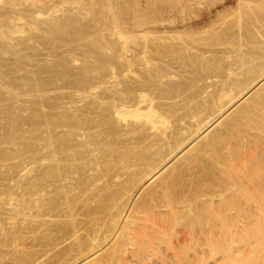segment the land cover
Segmentation results:
<instances>
[{
	"label": "bare ground",
	"instance_id": "obj_1",
	"mask_svg": "<svg viewBox=\"0 0 264 264\" xmlns=\"http://www.w3.org/2000/svg\"><path fill=\"white\" fill-rule=\"evenodd\" d=\"M109 2L108 5L112 6ZM224 2L228 3L229 8H223V11H220L223 12L221 15L211 20L203 30L196 31L197 38L188 36L187 40L180 41L177 45L178 48L174 46L177 49L176 54H178L177 57L175 56L176 58L178 56L181 58L180 55L183 52L185 53L186 50L192 52L202 50L206 54L207 52L211 54L221 53L222 57L225 56L222 61L227 58L232 61L226 60L231 62L228 66V62H224L227 63V68H225L226 70L223 69L225 72L222 73L220 72L222 69L219 70L220 65L216 66L218 68H215V72L218 73L213 72L215 75H211H213L212 79H217L212 81L210 85L204 86L199 95L197 94V97L203 100L198 99V102H195L197 99L194 98L195 100L191 101L195 104L190 102L186 108H183L184 115L176 120L178 122L176 126H181L180 123L188 125L190 121L185 122V119L188 118L193 121L199 120V123L191 133L183 127H181V132H177L180 128L175 129L174 132L171 131L170 133L173 132L174 135L176 132L178 137L173 138L169 135L170 138H173L171 139L173 146H171V149L168 148L170 151L167 153L164 151L165 155L159 156L164 152H162L163 149H158V146L162 147L161 144L168 142L169 139L166 140L167 142L165 141V138L168 137L166 132L171 127L170 123H173V117L177 115L172 112L171 115H168L170 113L168 109H171L168 107L167 110L165 109L168 112L167 114H163L165 112L157 113L152 102L147 100L150 99L147 88L152 89L154 87L153 89H155L160 83L162 84L165 78L173 77L174 73L170 71L167 74L162 75L159 73L153 77L147 74L149 79L144 78L147 81L145 85L143 83L146 88L136 89L138 91H135L134 98H122L116 103L109 99L112 104L109 103L110 106L105 107V111H102L103 113L100 116L94 114L95 112L91 108L80 110L76 109L77 106H74V108L72 105L65 104L61 109L63 112L59 114L57 106L53 107L54 113L51 115L49 126L50 142L48 143H50V184L53 186L50 185L52 187L50 193H53L52 195L55 198L50 195L52 196L50 197L52 198L50 199V208L56 213H64L66 217L71 215L70 217L73 219L74 203L83 202L84 197H81L91 193L87 188L85 189V186L82 187L83 189L80 188L84 185V182H90L82 179L84 177L83 171L86 168L90 169L93 166L99 168V166H102L104 171L108 172H103L104 175L109 174L110 176L108 183L107 179L103 182L109 184L111 189L114 186L112 184L114 181L120 183V190L117 191L116 189L115 191L117 192L118 201L116 203L111 201L112 204L110 203V223L106 225V221V224H96L94 219V223L90 219L92 223L91 226L88 223V229L91 228V231L87 232L90 239L87 248L89 251L86 249V253L81 252L85 254L80 255L81 257L78 256L79 259L77 261L76 258L77 262L74 264H97L101 260L102 256L100 254L103 252L106 254L109 252V256H106V254L105 256L110 260L113 259L116 264H226L231 261L233 255L242 252L241 250L236 251L238 248H235V243H241V239L246 234L245 231L248 230L250 233L253 231L251 229H255L259 223L261 224L262 218H264V0H146L147 5H150V7L160 5L159 13L154 20H151L152 17L150 16L148 23L140 26L136 32L142 36L144 35V37L147 36V39L156 40L161 34L169 35V33L174 32V29H184L185 26L196 20L197 12H203L206 14V18H210V11ZM117 34L120 35V33ZM121 35L124 36L122 33ZM130 35L128 36L129 39L127 38L128 40L126 37L121 36L122 38H120H124V41L120 40L122 41L121 44L114 47L117 48L115 53L117 60H122V58L125 60V56L130 52L128 47L130 48L129 45L131 43L133 45L135 42L133 37L130 40ZM164 38L165 36H161L159 40L166 41L170 37ZM224 40L226 41L224 42ZM156 42L161 41L157 39ZM161 43L164 45L165 42ZM203 47L205 51H203ZM148 48L152 47L149 46ZM167 49L165 47V51ZM133 51L135 52L136 49ZM142 51H145V49ZM141 52L139 54H142ZM171 54L169 53V55ZM133 56L136 58V54ZM216 56L219 55L216 54ZM175 57H171V59L174 60ZM160 60H162V57ZM218 61L216 59L215 62ZM220 62L218 63L221 64ZM130 66L126 71L127 73L131 71ZM209 67L208 69H210ZM121 69L123 70L122 66ZM218 77H220V81ZM145 103L148 104L144 112L141 105ZM191 104H194V106L192 107ZM75 110L82 111L80 112L82 115L80 113V115L76 114ZM173 126L175 125L173 124ZM173 126L170 130L173 129ZM134 134L138 136L133 137ZM155 148L160 150L159 154H156ZM91 173L95 175L93 171ZM100 173L99 175H101ZM97 177H94L97 181L94 180L93 184L101 186L102 181ZM104 178H108V176H104ZM210 184H213V187ZM179 185H182L185 190H181L182 194L178 190L180 196L174 195L176 197H173L172 192ZM188 185L191 187H188ZM195 185L208 186L211 189L204 188L205 191H202L203 189L200 191L201 188L199 187L200 189L194 190L195 187L193 186ZM92 187L95 188L93 185ZM78 188L82 191L85 189L84 191H88V193L85 192L82 195L84 192H81L79 193L81 195H77L76 191L80 192ZM91 189L94 192L96 191L93 188ZM111 189H108L107 185V191ZM73 191L76 196H81V201L73 200L70 196V193L74 194ZM94 192H92L93 196H87L93 198ZM101 192H99L100 194L97 193V198L98 195H102L103 192ZM108 193L106 192V194ZM112 193L115 194L111 192V197L113 196ZM87 196H85L86 200ZM59 201L62 204L58 203ZM87 202L85 201V203ZM242 202L243 205H246V208L244 209L245 206H241L240 209L244 210L235 211V213L233 212L234 216H229L231 210L228 209L237 210L239 206L237 209L232 206L235 204L242 205ZM88 204H86V207ZM82 207L84 209L85 205H81V209ZM75 210L74 212H76ZM77 211L79 210L77 209ZM52 214L51 216L54 218ZM192 214H200L199 216H193L195 217L193 220L197 219V222L192 228L197 233L195 232V234L192 231L193 229L190 230L191 227L188 226L190 229H186L190 231L182 228L183 231L176 232L174 238L177 243H183L185 247L187 245L185 255L183 256L178 252L176 246L177 249L175 248L174 251L169 250V252H167L168 249L166 250L167 247H164L166 252L163 253L161 247L165 243L164 241L162 244L164 236L166 234L173 235V233L167 232L168 229L171 230L173 225L175 227V224L180 223ZM75 218L76 216H74ZM185 220L188 221V219ZM189 221L192 222L191 219ZM193 222L195 223V221ZM259 227L261 226L259 225ZM102 231L105 234L104 237ZM100 232L102 241L98 239ZM242 232L244 234L241 236ZM73 233L72 237H77L76 232ZM91 233L93 235L90 238ZM198 233L199 235H197ZM232 233L236 234V238L239 236L237 233H240L241 239H237L238 243L233 241L234 237V239H230L233 236ZM251 233L253 234V232ZM260 240H257L260 241V244L258 242L257 245L255 244L257 241L250 242V244L247 240L249 246L246 248V254H244L246 255L245 260H247H244L245 264H264V237ZM172 246H170L171 249ZM80 247L82 248V246ZM232 250L236 253H232ZM109 262L112 263V260L107 263Z\"/></svg>",
	"mask_w": 264,
	"mask_h": 264
},
{
	"label": "rangeland",
	"instance_id": "obj_2",
	"mask_svg": "<svg viewBox=\"0 0 264 264\" xmlns=\"http://www.w3.org/2000/svg\"><path fill=\"white\" fill-rule=\"evenodd\" d=\"M108 1H110L109 4L112 6L108 5ZM146 5V0H141V2L140 0H0V264L76 263L79 259L77 257L85 254L88 248L90 240L88 233L91 231V228H89L90 230L88 229V225L90 224L91 226L92 223L90 221L94 219L96 224H106L107 221L106 225H108L111 221V217L109 216L111 215L109 214L110 203L112 204V202L116 203V201H118L116 197L117 192L115 191L116 189L117 191L120 190V183L114 181L112 183L114 186L111 189L109 184L103 182L107 179L106 181L108 183L110 176L109 174L104 175L103 173L108 172L104 171L102 166H99L100 169L93 166L90 168L91 170L86 168L83 171L84 177L82 178V174L81 178L83 181L88 180L90 182H84V185L80 188H84L85 186V189L87 188L91 193L94 192L91 188L96 190L94 192L96 195L93 197L94 200L92 197H89L93 196V193L92 195L91 193L84 195L86 191H84L85 189L82 191L83 188L81 190L78 188L80 192H77V189V191L74 190L78 193L77 195H81L79 193L84 192L82 194L84 196L82 197L76 196L74 191V194L70 193L73 200L79 201L84 197L82 200L83 202L79 204L74 203L73 214L76 216L75 219L73 214L72 219L70 217L71 215L66 217L64 213H56V211L50 208V199H52L50 197L53 196L50 190L53 186L50 184V143L48 142H50L49 126L51 115L54 113V106H57L56 108H58L59 114L63 112L61 109L63 105L65 106L66 104L72 105L73 107L77 106L76 109L78 108L80 110L91 108L92 111L95 112L94 114L100 116L105 111V107H109V103L112 104L111 101L116 103L122 98H134L136 89L146 88L144 85L147 80L145 79H149V76L153 77L159 73L163 75L170 71L174 73L173 77L169 76V78H165L162 84L160 83L155 89H153L154 87H152V89L147 88L149 90L148 96L150 97V99L147 100L152 102L153 108L157 113L165 112L163 114H167L170 112L168 115L176 113V117L172 116L173 123H170L172 127L173 124L176 126L178 123L176 120L184 115L183 108H186L187 104L189 105L190 102L194 103L191 100L197 99L195 102H198L199 97L197 96L204 89V86L210 85L212 81L217 79H212L213 75L218 73L215 72V68H218L216 66L220 65L219 70L221 68L222 70H220V72L222 73L225 72L223 69L231 64L230 61L232 60H230V58L222 61L225 56L222 57L221 53H216L219 55L217 57L216 54L213 53H203L201 49H199L201 50L199 52L186 50L185 53L183 52L184 55L183 53L180 55L182 56L181 58L179 56L176 58L178 55L176 54V48H178L177 45L180 41L187 40L188 36H190V38H197L195 32L203 30L211 20L221 15L223 12L220 11H223V8L228 9V3L224 2L213 8L209 13L211 14L210 18H206V14L203 12H197L198 14H196L198 16L196 20L188 24V26H185L184 29H174V32L169 33V35H159L157 39L158 41L165 42L164 45L161 42H156L157 39H147V36L144 37V35L142 36L136 32V30H139L140 26L148 23L149 18L152 17L151 20H154L159 13L158 10L160 9V5L158 7H150V5H147L149 6L147 7ZM217 12H219V14H217ZM34 14L36 15L34 16ZM116 32L120 33V35L121 33L124 34V36H121L126 37V39H129L128 36L132 33L130 35V40L134 38L135 44L133 43L132 45L131 43L129 45L130 48L128 47V49H130L128 54L130 56L132 54L131 58H129L130 56L127 54L125 60L124 58H122V60H117L115 54L117 48L114 47L117 46V44L119 46L121 42L124 41V38L121 39L122 37L120 35L118 36ZM161 36L170 38L166 41H162L159 40ZM225 41L226 40H224V42ZM136 44L137 46H135ZM149 46L152 48H148ZM137 47L142 49H138ZM165 47L169 50L167 49V51H165ZM172 48L174 49L173 51ZM134 49H136V53L133 51ZM144 49L145 51H142ZM202 49L205 51L204 47ZM98 50L99 52L102 51L99 53ZM137 50L140 51L138 52ZM140 52L142 54H139ZM168 52L171 55H169ZM134 54H136L137 59L133 56ZM144 54L146 55L142 56ZM169 56L172 58L176 57L172 60ZM202 56L208 57L205 58ZM161 57L162 60H160ZM216 59L217 61L219 60L218 62L221 60L220 63L222 65L215 62ZM228 59L230 60L229 62L226 61ZM203 60L206 65L203 63ZM225 61L228 62V64L226 63L227 66L224 63ZM211 62L214 63L212 64ZM131 63L133 64L131 65ZM185 63L186 65H184ZM208 64H210L209 66L211 67H209ZM129 66L131 73L126 72ZM207 66L211 70L208 69ZM199 68L201 73L199 72ZM213 72L215 73L213 74ZM122 74L124 75L122 76ZM218 80L220 81V77H218ZM109 99H111V101ZM201 99L202 98L199 100ZM75 103L78 104L75 105ZM147 104L148 103L141 105L144 112L147 109ZM194 104H191L192 107ZM167 107L171 108L168 109V112L166 111ZM70 110H72V108H70ZM75 111L76 114L82 112ZM80 114L82 115V113ZM187 120L191 122H188V125L180 123L181 126H173L172 130H170V127L166 132V136L168 134V137L165 138V141L169 139L168 142L166 141L167 143L161 144L164 148L159 147V145L158 149H163L162 152L166 151V153L170 151L169 149L173 146V141L171 139L177 136L176 132L175 135L173 134L175 129L178 130L180 128V130L176 131L181 132V127H183L185 129L187 128V131L191 133L194 128H197L199 120L193 121L188 118L185 119V122H187ZM171 131L173 132L170 133ZM189 133L186 134L188 135ZM136 135L134 134L132 136L134 137ZM169 135L173 138H170ZM156 149L157 148L154 149L156 154H159L160 150ZM166 153H161L162 155L160 154L159 156H163ZM156 156L158 157V155ZM87 169L88 171H86ZM91 171H93L95 175L91 173ZM99 172H101V175H99ZM91 174L94 176L92 177ZM104 176H108V178H104ZM94 177L100 178V181H102L100 184L101 186L93 184L94 180L97 181ZM91 184L95 186V188L92 187ZM50 185L52 187H50ZM86 185H91V188ZM107 185L108 189L114 190L107 191ZM210 185L213 187V184ZM96 186L97 189L99 187L98 191ZM179 186L172 192L173 197L177 195L179 197V191L180 194H182V191L185 190L182 185ZM201 186L202 185H195L193 187H195L194 190L201 188L200 191L202 189V191H205L204 188H208V186ZM188 187L191 186L188 185ZM104 189H106V191H104ZM88 191L86 193H88ZM99 192H101L102 195H98L97 198V193L100 194ZM106 192L109 193L106 194ZM111 192L115 193H112L115 197H111ZM85 196H87L88 202ZM107 197L108 199L111 197V199L108 200ZM53 198H55V196H53ZM85 201L87 203H85ZM58 203H61V201ZM103 203L107 206L103 205ZM83 204L85 207L86 204H88L86 209L85 207L81 209V205L84 206ZM238 206L239 208L237 209ZM241 206H245L244 209L246 208V205H243L242 202V205L235 204L232 206L237 210L232 207V209H228L231 210L229 216H234L235 211L244 210L242 208L240 209ZM77 209L79 211H77ZM74 210L76 212H74ZM50 213L54 218H52ZM58 213L59 215H57ZM199 215L200 214H192L190 217L185 218L188 219V221L184 219L185 222L182 220L178 223L181 226L175 224V227L174 225L172 226V231L168 229L169 231L167 232H171L173 235L166 234V236H164L165 240L163 239L162 244L164 241L165 243L161 247L163 253L166 252L167 249V252H169V250L174 251L175 248L178 247V249L176 248L177 251L183 256L185 255L187 245L185 247L183 243H177L174 239L176 236L175 233L189 227H191V229L189 228L190 230L193 229L192 231L197 233V231L192 228L197 222V219L193 220V218H195L193 216ZM190 219L192 222L195 221V223L193 222V224L190 222ZM262 223L263 225H261ZM261 224L259 223L261 227L257 225V228L260 230H255L257 229L256 227L255 229H251L253 231L250 230L253 234L251 232L249 233L248 230V232L245 231L246 234L248 233L247 235L242 232L241 236L242 234L245 236H243V239L240 238V233H237V235H239L237 238L234 233H232L233 236L230 235L232 236L230 239L232 240L234 237L235 239L233 238V241L237 243L239 242L237 241L238 238L242 240H240L241 243H235V248H238L236 251L241 250L243 253L237 251L239 253L231 257V261H229L231 263L228 262L226 264H245L244 260L246 255L244 254H246V248L249 246L248 242L254 243L258 239L260 240L264 237V218H262ZM167 227L169 228V226ZM189 229H186V231H190ZM73 232H78L77 234L75 233L77 237H72V234L74 235ZM92 235L93 233L90 234V238ZM103 235L105 234L102 231V236ZM197 235H199V233ZM102 236L100 232L98 239L101 241ZM260 241H257L255 244L257 245L258 242L260 244ZM169 244L170 246L173 244L176 245H173L174 247L172 246L171 249ZM80 246H82V248ZM164 247H167L166 250H164ZM233 250L231 252L236 253L233 252ZM87 251L89 250L87 249ZM157 253L159 254L160 252ZM105 254L104 252L100 254L102 258L97 264H116L113 259H111L112 263H107L111 260L106 257L107 255L109 256V252L106 256ZM105 258L108 261H105Z\"/></svg>",
	"mask_w": 264,
	"mask_h": 264
}]
</instances>
